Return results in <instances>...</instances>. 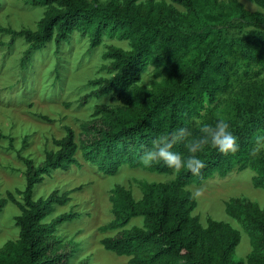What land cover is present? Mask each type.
I'll list each match as a JSON object with an SVG mask.
<instances>
[{
  "label": "trees",
  "instance_id": "16d2710c",
  "mask_svg": "<svg viewBox=\"0 0 264 264\" xmlns=\"http://www.w3.org/2000/svg\"><path fill=\"white\" fill-rule=\"evenodd\" d=\"M169 1L186 12L180 13L167 0H30L35 7L47 8L36 30L0 28L28 43L24 59L51 43L59 53L75 33L88 37L90 49L101 46L105 37L130 45L128 50L107 47L105 57L111 61L113 76L92 84L98 87L95 95L109 96L117 105L97 107L95 120L88 125L93 134L85 143L80 145L75 129L65 126V136L53 140L55 149L47 150L41 163L18 151L26 167L25 188L16 190L23 201L13 192L6 197L0 193V215L9 202L20 210L19 237L0 249V264L68 263L72 253L63 251L65 246L53 233L56 226L79 214L70 211L47 219L55 207L71 201L72 191L55 190L35 199V190L58 171L81 169L79 153L106 176L116 175L123 166L175 175L170 182L141 183L140 200L121 185L110 191L113 219L101 230L115 234L101 240L106 251L128 258L129 264H264V206L244 198L226 203L227 215L244 227L252 246L245 259H236L240 231L212 218L204 226L194 215L198 203L187 189L216 175L248 169L255 173L254 187L264 189V154L251 152L255 136L264 132V0H254L261 9L256 12L239 0ZM244 27L250 30L232 33ZM150 68L154 79L148 87L141 81ZM217 118L230 121L240 148L225 155L206 146L199 153L206 162L200 174L142 159L143 149L154 138L181 125L190 126L197 135V119ZM173 150L188 154L183 142ZM138 218L142 225L130 227Z\"/></svg>",
  "mask_w": 264,
  "mask_h": 264
},
{
  "label": "rangeland",
  "instance_id": "374dc122",
  "mask_svg": "<svg viewBox=\"0 0 264 264\" xmlns=\"http://www.w3.org/2000/svg\"><path fill=\"white\" fill-rule=\"evenodd\" d=\"M239 1L249 11L261 10L254 0ZM167 2L180 13L186 12L169 0ZM46 10V7L31 5L30 0H0V28L36 30ZM248 30L249 27H244L232 33L241 31L244 34ZM109 45L130 49L127 41L108 37L104 38L101 46L90 49L88 37L75 33L69 43L62 45L59 53L56 52V45L51 43L44 50L33 51L24 59L28 51L24 38H12L0 32V193L4 197L7 192H13L19 202L23 201L16 190L25 188L26 167L19 159L18 151L22 156L41 163L45 152L55 149L53 140L65 136V126L75 129L77 141L82 145L93 134L88 125L95 120L97 107L117 105L109 96L95 95L98 87L92 84L99 78L113 76L111 61L105 57ZM153 74L154 70L148 69L142 75L141 84L150 87ZM41 116L52 121H46ZM205 116L206 113L203 114ZM10 138H13L12 142ZM78 157L82 162L81 169L73 167L70 171H58L46 177L37 186L35 199L45 198L55 190L61 193L72 191L71 201L65 206L55 207L47 219L50 222L70 211L79 214L75 220L56 226L53 233L61 242V247L65 246L63 251L72 253L67 264H129L128 258L108 252L101 245L103 238L115 234L101 230L113 219L110 191L121 185L131 189L135 198L140 200L141 183L170 182L175 175L123 166L116 175L106 176L86 163L81 153ZM254 174L248 169L232 172L226 177L216 175L201 185L192 184L187 188L198 203L194 215L200 217L204 226L212 218L228 222L240 231L242 240L236 259H245L252 246L244 227L227 215L226 203L231 198H244L264 206V189L254 187ZM20 214V210L9 202L0 215V249L8 241L18 239L16 218ZM142 223L143 220L138 218L131 222L130 227L141 226Z\"/></svg>",
  "mask_w": 264,
  "mask_h": 264
},
{
  "label": "clouds",
  "instance_id": "9594fccd",
  "mask_svg": "<svg viewBox=\"0 0 264 264\" xmlns=\"http://www.w3.org/2000/svg\"><path fill=\"white\" fill-rule=\"evenodd\" d=\"M197 123H199L197 135H193L190 126L181 125L173 128L167 136L154 138L151 145L145 146L142 151L144 162L159 160L173 170L186 168L193 174H200L206 162L199 153L204 151L206 146L211 145L225 155L239 151L238 137L234 134L228 119L217 118L214 122H200L197 119ZM180 142L186 143L187 155L173 150V146ZM251 152L253 156L264 152V132L255 136Z\"/></svg>",
  "mask_w": 264,
  "mask_h": 264
}]
</instances>
